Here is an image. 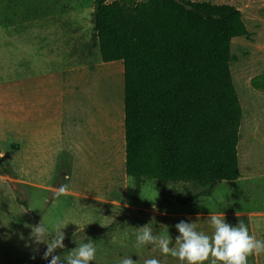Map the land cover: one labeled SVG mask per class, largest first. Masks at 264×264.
<instances>
[{
    "label": "rangeland",
    "instance_id": "obj_1",
    "mask_svg": "<svg viewBox=\"0 0 264 264\" xmlns=\"http://www.w3.org/2000/svg\"><path fill=\"white\" fill-rule=\"evenodd\" d=\"M201 1L234 6L248 32L229 65L240 177L182 203L188 185L145 180L135 195L124 173L123 72L100 60L94 0H0V85L35 97L52 75L63 93L27 121L0 113L13 171L0 173V264H264V92L250 86L264 74V0Z\"/></svg>",
    "mask_w": 264,
    "mask_h": 264
},
{
    "label": "trees",
    "instance_id": "obj_2",
    "mask_svg": "<svg viewBox=\"0 0 264 264\" xmlns=\"http://www.w3.org/2000/svg\"><path fill=\"white\" fill-rule=\"evenodd\" d=\"M92 22L101 62L123 67L124 173L135 195L145 180L181 183L190 191L180 202L194 203L236 181L242 110L229 65L231 41L248 37L241 12L190 0H94ZM250 86L264 92V74ZM0 173L13 176L1 157Z\"/></svg>",
    "mask_w": 264,
    "mask_h": 264
},
{
    "label": "crops",
    "instance_id": "obj_3",
    "mask_svg": "<svg viewBox=\"0 0 264 264\" xmlns=\"http://www.w3.org/2000/svg\"><path fill=\"white\" fill-rule=\"evenodd\" d=\"M146 1V0H145ZM192 2H208L201 0H190ZM141 2V1H140ZM144 2V1H142ZM55 78L49 75L43 82V90L41 95L35 97L27 96L20 97L17 92V87L0 85V113L2 108L7 106L8 114L12 120L27 121L30 120L35 111L39 108H49L53 103H59L62 97L60 86L56 85Z\"/></svg>",
    "mask_w": 264,
    "mask_h": 264
},
{
    "label": "bare ground",
    "instance_id": "obj_4",
    "mask_svg": "<svg viewBox=\"0 0 264 264\" xmlns=\"http://www.w3.org/2000/svg\"><path fill=\"white\" fill-rule=\"evenodd\" d=\"M117 63H119V64H116V63L110 64V65H113V67H116V65H118V67H119L117 71L111 72V74H110L111 76H117V75L122 76L123 70L121 69L120 62H117Z\"/></svg>",
    "mask_w": 264,
    "mask_h": 264
}]
</instances>
